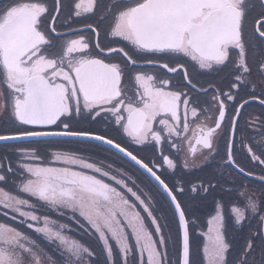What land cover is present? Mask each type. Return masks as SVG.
<instances>
[{
	"label": "snow or ice",
	"instance_id": "1",
	"mask_svg": "<svg viewBox=\"0 0 264 264\" xmlns=\"http://www.w3.org/2000/svg\"><path fill=\"white\" fill-rule=\"evenodd\" d=\"M0 147V264H264V0H0Z\"/></svg>",
	"mask_w": 264,
	"mask_h": 264
},
{
	"label": "trees",
	"instance_id": "2",
	"mask_svg": "<svg viewBox=\"0 0 264 264\" xmlns=\"http://www.w3.org/2000/svg\"><path fill=\"white\" fill-rule=\"evenodd\" d=\"M64 147H65V148H73V149H75V148L78 147V145H75V144H68V145H64ZM202 211H203L202 209L199 210V211H198V214H201Z\"/></svg>",
	"mask_w": 264,
	"mask_h": 264
},
{
	"label": "flooded vegetation",
	"instance_id": "3",
	"mask_svg": "<svg viewBox=\"0 0 264 264\" xmlns=\"http://www.w3.org/2000/svg\"><path fill=\"white\" fill-rule=\"evenodd\" d=\"M63 147H64V146H63ZM64 149L67 150V149H73V148H65V147H64ZM202 214H203V211L201 212V215H202Z\"/></svg>",
	"mask_w": 264,
	"mask_h": 264
}]
</instances>
